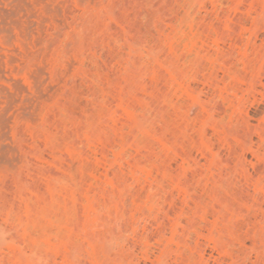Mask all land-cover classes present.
<instances>
[{"label": "rangeland", "instance_id": "obj_1", "mask_svg": "<svg viewBox=\"0 0 264 264\" xmlns=\"http://www.w3.org/2000/svg\"><path fill=\"white\" fill-rule=\"evenodd\" d=\"M39 1L0 43V264H264V0Z\"/></svg>", "mask_w": 264, "mask_h": 264}, {"label": "bare ground", "instance_id": "obj_2", "mask_svg": "<svg viewBox=\"0 0 264 264\" xmlns=\"http://www.w3.org/2000/svg\"><path fill=\"white\" fill-rule=\"evenodd\" d=\"M0 1H2V2H4V4H3V7L5 6V3H6V6L7 7H9V8H7L6 6H5V8H3L2 6H1V3L2 2H0V20H1V22H0V34H2V41L0 42L3 46H6L8 43H9V41L11 40H13L12 38H13V36L12 35H8V31L11 29V28H7V26H4V25H6L7 23H6V20H9V25H12L11 23H16L18 20L20 21H18L17 22V24L18 23H20L21 25H22V23H24L25 25H24V29L23 30H29L30 28H31V24L32 23H30V25L28 24L29 22H28V20H29V15H31L32 16V14H26L25 13V11L24 10H26V7H27V5L29 4V3H27V2H25V0H0ZM36 1V0H35ZM39 0H37V2H38ZM42 1H44V0H42ZM38 3H40V1L38 2ZM43 3H45V2H43ZM30 4H32L33 6H35V4H36V2L33 4V3H30ZM29 4V5H30ZM41 4V3H40ZM28 5V6H29ZM32 5H31V7H32ZM41 5H43V4H41ZM46 5H48L47 3H46ZM45 5V6H46ZM44 6V5H43ZM31 7H30V9H31ZM40 7V6H39ZM47 7V8H46ZM46 7H42L41 8V10L40 11H42V9L43 8H46V9H48V11L50 12V11H52V10H49V8H48V6H46ZM28 8V10H29V7H27ZM56 11V10H55ZM54 11V12H55ZM28 12V11H27ZM30 13L32 12H34V11H29ZM43 12V11H42ZM58 12V11H57ZM57 12H55V13H57ZM35 13V12H34ZM45 13H48V12H46L45 11ZM58 14V13H57ZM33 15H35V14H33ZM31 16H30V18H31ZM36 16V15H35ZM35 16H32V18H34ZM37 17V16H36ZM21 20H22V22H21ZM10 21H11V23H10ZM31 22H32V19L30 20ZM3 23H6V24H3ZM3 24V25H2ZM20 24H18V25H20ZM15 24H13L12 26H14ZM11 26V27H12ZM33 26V25H32ZM10 27V26H9ZM16 27H19V26H15V30H17L16 29ZM23 27V26H22ZM21 29V28H20ZM12 30V29H11ZM22 30V29H21ZM21 30H20V33H21ZM19 32V31H18ZM30 32V31H29ZM12 33V32H11ZM24 33V34H23ZM27 33V34H26ZM22 34H23V36H25V34H26V36L28 35V31H26V32H22ZM10 37H12V38H10ZM20 38H21V35H20ZM0 44V45H1ZM6 44V45H5ZM10 44H8V46H6V47H10L9 46ZM25 49H23V51H24ZM24 52H26V50L24 51ZM23 52V53H24ZM5 54V53H4ZM0 55H3V54H0ZM4 56L5 55H3V56H0V58L1 57H3V60H1V61H3V62H5L4 61ZM7 56V55H6ZM10 56V55H9ZM6 58H8V57H6ZM10 58V57H9ZM11 58H13V57H11ZM11 58H10V60H9V62L8 63H10V62H13V61H11ZM2 59V58H1ZM6 60V59H5ZM6 62H7V60H6ZM5 62V63H6ZM0 66H2L1 65V63H0ZM0 70H2V68L0 69ZM1 72V71H0ZM1 74H3V72L2 73H0V77H1ZM36 74V73H35ZM39 74H40V72H39ZM3 79V78H2ZM6 80V84H8V85H10V86H12L13 88L15 87L17 90H20V91H22L21 89L23 88V86H22V88H20V86L17 84V83H15V82H11V80H10V78H9V80H7V79H5ZM0 81L2 82V80L0 79ZM14 81V80H13ZM16 82H18V81H16ZM36 82V81H35ZM5 82H4V80H3V84H4ZM2 84V83H1ZM8 85H7V87H8ZM3 86V85H2ZM0 87V91L1 92H3V91H5V88H3V87ZM15 88H14V90H13V92L15 91ZM34 88H35V86H34ZM37 88H38V86H37ZM10 90H11V88H9ZM7 90V89H6ZM24 90V89H23ZM36 90V89H35ZM7 92V91H6ZM18 92V91H17ZM9 95H7L6 97L4 96V97H2L3 99L4 98H8V97H10L12 94H10L9 92H7ZM6 93V94H7ZM13 96V95H12ZM11 96V97H12ZM1 98V97H0ZM13 99V97L10 99V100H12ZM11 102V101H10ZM10 103L9 102H7V105H9ZM5 107V106H4ZM3 107V108H4ZM9 107V106H8ZM4 110V109H3ZM3 110H1V112H2V114L5 112V111H3ZM1 114V113H0ZM3 115H0V129L2 130L4 127H6L5 125H4V123L7 121V119L6 118H3L2 117ZM4 127H3V126ZM3 127V128H2ZM0 133H2L1 135H0V139H1V136H2V138H3V136H5V135H3V133L4 132H0ZM5 138H6V136H5ZM4 139V138H3ZM1 147V150H3L4 148H6L5 146H0ZM9 148V147H8ZM7 148V149H8ZM5 150V149H4ZM11 151H12V149H11Z\"/></svg>", "mask_w": 264, "mask_h": 264}]
</instances>
